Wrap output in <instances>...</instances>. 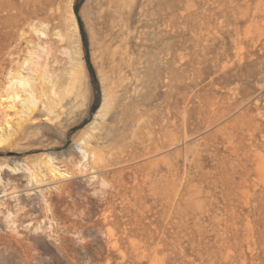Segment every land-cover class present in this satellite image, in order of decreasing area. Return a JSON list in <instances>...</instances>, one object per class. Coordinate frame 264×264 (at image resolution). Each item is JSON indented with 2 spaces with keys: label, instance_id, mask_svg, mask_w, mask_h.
I'll return each instance as SVG.
<instances>
[{
  "label": "rangeland",
  "instance_id": "obj_1",
  "mask_svg": "<svg viewBox=\"0 0 264 264\" xmlns=\"http://www.w3.org/2000/svg\"><path fill=\"white\" fill-rule=\"evenodd\" d=\"M87 1L0 0V264H264V0Z\"/></svg>",
  "mask_w": 264,
  "mask_h": 264
},
{
  "label": "bare ground",
  "instance_id": "obj_2",
  "mask_svg": "<svg viewBox=\"0 0 264 264\" xmlns=\"http://www.w3.org/2000/svg\"><path fill=\"white\" fill-rule=\"evenodd\" d=\"M46 1H50V3L53 1V0H46ZM57 1V0H56ZM60 1V0H59ZM63 1V0H62ZM90 1V0H89ZM89 1H87V2H89ZM119 1H121V0H107V2L111 5V6H114V7H116L114 10H113V23H112V25L113 26H111L112 27V29L114 30V29H116L117 31H119V32H124L123 30H124V21H123V15L119 12V10H118V8H117V4H118V2ZM40 2V1H39ZM69 3V2H68ZM122 4V3H121ZM48 5H50V4H48ZM53 5H51V7H52ZM110 8V7H109ZM121 9V8H120ZM40 10H41V8H40ZM38 10H37V8H35V10H34V13H36ZM71 13V12H70ZM73 15V14H72ZM68 16H70V15H68ZM70 21H72L71 19H70ZM71 28L72 29H70V31L72 32V34H73V36L76 38V42L78 43V39H77V33H78V28H77V24H75L73 21H72V23H71ZM118 32V33H119ZM115 34V33H114ZM120 34H122V33H120ZM117 35H119V34H117ZM117 35H116V37H117ZM121 36V35H120ZM119 37V36H118ZM114 40V39H113ZM34 66H38L37 64L36 65H34ZM40 67V66H39ZM15 85H18V86H20V87H26L27 86V81L25 80V79H23L22 77H21V75H19V74H17L16 76H12V77H9V80H8V82H7V88L5 89V93H9L10 91H11V89L15 86ZM104 90V89H103ZM104 92L106 93V91L104 90ZM103 92V93H104ZM104 93V97H103V99H102V103H101V106H100V108L98 109V111L94 114V119H96V117H98L104 110H105V108L107 107V105L109 104L108 103V101H109V95H107V94H105ZM15 94V93H14ZM42 95H43V93H42ZM46 96V95H45ZM41 97V96H40ZM42 97H44V96H42ZM3 97L2 96H0V107L3 105V102L1 101V99H2ZM55 101V100H54ZM25 103H26V114L29 116L32 112H33V108L35 107V105H36V103H37V99H35L34 98V96H32L31 94H30V96L28 97V98H26V100H25ZM47 103V102H46ZM52 103H54V102H52ZM45 104V103H44ZM56 104V103H55ZM59 104V103H58ZM44 108H47V110H50V106L49 105H45V107ZM13 134V133H12ZM4 140H5V137L4 136H2V135H0V143L1 142H4ZM6 140H8V139H6ZM78 142H80L82 145H84L85 144V140L83 139V138H79L78 139ZM88 147V146H87ZM93 155H92V157L95 159V154L94 153H92ZM88 152H87V150H85V151H83V159H86L87 157H88ZM39 168H42V167H44L46 170H48L50 173H53V172H55V170L50 166V165H46V163H43V164H41V165H39L38 166Z\"/></svg>",
  "mask_w": 264,
  "mask_h": 264
},
{
  "label": "trees",
  "instance_id": "obj_3",
  "mask_svg": "<svg viewBox=\"0 0 264 264\" xmlns=\"http://www.w3.org/2000/svg\"><path fill=\"white\" fill-rule=\"evenodd\" d=\"M85 61H86V65H87V68H88V71L90 73V76L91 78L94 80L95 76H94V71H93V68L89 62V59H88V55L86 54V57H85Z\"/></svg>",
  "mask_w": 264,
  "mask_h": 264
}]
</instances>
